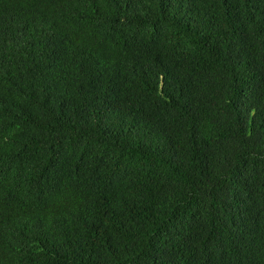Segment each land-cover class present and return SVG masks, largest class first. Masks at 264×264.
I'll list each match as a JSON object with an SVG mask.
<instances>
[{
    "label": "trees",
    "instance_id": "1",
    "mask_svg": "<svg viewBox=\"0 0 264 264\" xmlns=\"http://www.w3.org/2000/svg\"><path fill=\"white\" fill-rule=\"evenodd\" d=\"M0 264H264V0H0Z\"/></svg>",
    "mask_w": 264,
    "mask_h": 264
}]
</instances>
